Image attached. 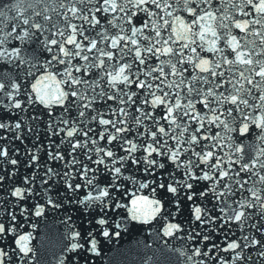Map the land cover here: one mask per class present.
<instances>
[{
	"label": "snow or ice",
	"instance_id": "6c2138e0",
	"mask_svg": "<svg viewBox=\"0 0 264 264\" xmlns=\"http://www.w3.org/2000/svg\"><path fill=\"white\" fill-rule=\"evenodd\" d=\"M52 213L56 264H264V0H0V264Z\"/></svg>",
	"mask_w": 264,
	"mask_h": 264
},
{
	"label": "water",
	"instance_id": "95a60500",
	"mask_svg": "<svg viewBox=\"0 0 264 264\" xmlns=\"http://www.w3.org/2000/svg\"><path fill=\"white\" fill-rule=\"evenodd\" d=\"M24 170L21 169V174ZM129 191L134 192L136 195H151L150 191L145 189L141 192L136 191V186L131 182L128 184ZM132 196L128 194L124 198V202L130 206V200ZM74 220L76 215L74 212ZM64 214H49L46 219L37 218L34 223L37 224L36 229L27 228L29 231H33L34 240L33 244L37 249L39 264H56L57 257L60 255L61 248L64 244V232L62 228V218ZM55 220V221H54ZM136 225V222H133ZM153 241V237L149 235L147 226L139 228L138 225L130 227L128 232H122L119 238L114 237L109 242H103L101 255L98 257H91L94 264H141V257L145 253V244H150ZM177 246L179 243L177 242ZM156 245L153 244V248ZM151 255V251H148ZM175 264V258L173 257Z\"/></svg>",
	"mask_w": 264,
	"mask_h": 264
}]
</instances>
